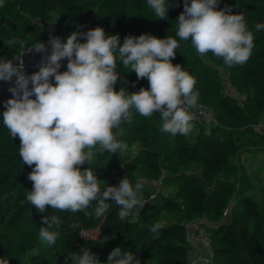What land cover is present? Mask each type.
I'll list each match as a JSON object with an SVG mask.
<instances>
[{"label": "trees", "instance_id": "trees-1", "mask_svg": "<svg viewBox=\"0 0 264 264\" xmlns=\"http://www.w3.org/2000/svg\"><path fill=\"white\" fill-rule=\"evenodd\" d=\"M15 2L17 16L31 20L61 12L58 20L61 39H66L72 32H86L97 26L103 27L106 35H119L121 43L127 35L138 37L151 34L161 39L167 36L177 39L180 46L175 50L172 63L180 64L196 80L198 102L212 110L215 123H201L194 137H189L190 133L187 136H173L161 131L162 121L158 113L144 117L133 109L132 122H124L119 130H113L118 132L117 140L127 144V150L116 154H97L82 167L93 170L101 190L107 185H118L124 176L134 185V173H141L145 181L141 182L142 198L147 203L142 209L137 206L133 214L121 222L117 216L118 207L114 204L100 219L86 216L83 211L61 212L48 206L45 213H40L33 207L26 200V193L32 190V182L27 177L34 165H23L19 155V138L13 139L4 126L2 113L5 108L4 104H0V231L15 229L30 215L37 220L35 231L23 236L11 234L0 241V258L7 259L9 264H37L43 253L61 247L72 248L75 244L85 242L88 244L86 248L98 256L101 264H107L108 255L116 247L136 253L141 264H188L186 223L205 219L207 224L201 227L207 230L212 240V264H264V216L258 202L250 196L238 198L232 211L225 215L232 188L220 178L233 158L254 154L248 151L247 142L243 140L252 131L243 104L250 103L259 114H264V30L255 31L257 23H264V0H237V5L229 4L233 13L244 15L246 27L254 35V46L245 64L228 66L221 58L226 78L242 97L241 104L225 97L223 93L213 100L212 92L205 87L199 74V65H187L185 53L187 47L193 45L190 40H180L176 36L175 25L183 11V0H168L171 6L164 18L168 21L165 26L147 13V0ZM177 2L179 7L175 6ZM225 2L219 0V7L223 8ZM94 8L96 13L90 18V10ZM41 32L38 28L35 37L26 39L19 33L0 28V59H13L29 50L34 43L42 42ZM11 39L23 40L25 47L21 48L17 44L10 49L4 42ZM116 70L120 79L115 88L119 91L121 87H127L125 80L128 68L118 60ZM148 86L146 78L135 81L137 91ZM171 142L173 145L168 150L167 146ZM258 148L263 152L264 142ZM175 155L181 161L182 158L188 160L182 161L188 176L176 185H169L158 161L163 159L173 162ZM134 167L135 172L132 171ZM154 181H160V186L153 185ZM95 203L93 201L86 211L92 212ZM180 210L185 222H164L159 235L151 232L150 229L156 224L152 222L153 219L163 213L177 215ZM52 214L57 215L62 224L59 229L55 226L49 229L58 231L56 243L49 246L39 239V230L44 226L41 223L42 216ZM83 232H96L98 238L86 239L81 235Z\"/></svg>", "mask_w": 264, "mask_h": 264}, {"label": "clouds", "instance_id": "clouds-1", "mask_svg": "<svg viewBox=\"0 0 264 264\" xmlns=\"http://www.w3.org/2000/svg\"><path fill=\"white\" fill-rule=\"evenodd\" d=\"M147 4L160 19L167 16L171 6L168 0H147ZM176 22V36L190 40L201 57L211 52L232 66L245 64L251 55L253 32L246 27L244 15L233 13L231 5L220 8L219 0H183V11ZM262 30L264 23H257L255 31ZM4 43L10 49L17 44L25 47L18 39ZM179 46L171 36L161 39L151 34L127 35L121 43L119 35H106L104 28L97 26L72 32L66 39L50 33L47 43H34L25 53L41 58L36 64L38 71L30 75L25 68V53L0 60V81L10 84L8 91L12 94L4 102L3 124L13 139L19 138L23 165H34L27 177L32 190L26 193L33 207L40 213H45L48 206L61 212L83 211L100 219L114 204L121 222L137 206L144 207L147 201L142 198L141 182L133 187L124 176L118 185L101 190L93 170L82 166L97 154L127 150V144L118 141V132L113 130L132 122L133 109L144 117L158 113L161 131L173 136H187L193 130L192 122L203 113L197 111L196 80L180 64L172 63ZM62 60L67 61L65 71L60 70ZM118 60L125 68L130 66L137 80L146 78L148 88L129 92L121 87L117 91ZM93 201V211H86ZM41 223L44 226L40 227L39 239L49 246L55 244L58 231L49 229H59L62 220L55 214L44 215ZM163 227L158 222L150 230L159 235ZM66 259L73 264H101L98 256L85 247L69 253ZM0 264L9 261L0 258ZM107 264L141 262L136 253L116 247L108 255Z\"/></svg>", "mask_w": 264, "mask_h": 264}, {"label": "rangeland", "instance_id": "rangeland-1", "mask_svg": "<svg viewBox=\"0 0 264 264\" xmlns=\"http://www.w3.org/2000/svg\"><path fill=\"white\" fill-rule=\"evenodd\" d=\"M237 0H226L225 4H235L237 5ZM3 7H0V28H6L7 30L14 31L21 34L26 39L36 36V30L39 28L42 30L41 37L42 42H46L49 39L50 33L54 36H59L58 34V20L61 12H54L49 14L43 19L31 20L28 18L18 17L16 10L17 4L15 0H3ZM145 10L150 14L154 20L162 25H166L168 21L160 19L155 15L154 10L150 6L146 5ZM96 13L95 8L90 10V18H93ZM176 25V24H175ZM185 58L187 65L190 66L193 63L199 65V74L202 76L205 87L209 89L213 94V100L217 96L222 94L223 82L226 79V73L222 67V59L215 57L211 52L207 53L204 57H201L193 46L187 47V52L185 53ZM14 63H16L14 61ZM62 64V63H61ZM66 64H62L61 71L66 70ZM137 81L136 73L131 71L130 66L128 67L126 73L125 84L129 92H136V87H133V82ZM7 88L10 85H6ZM8 91V90H7ZM10 92L0 91V104H4L6 100L11 98ZM212 100V105L214 101ZM211 105V106H212ZM243 109L248 115V122L250 125V131L243 140L247 142L248 151L254 153L244 154L243 156L235 157L231 160L230 165L225 169L224 173L220 176L221 179L227 181L232 188V196L228 203L226 214H229L238 198L250 196L258 202L261 212L264 216V151L260 152L258 148L264 142V114H259L253 105L250 103L243 104ZM194 127L190 132L189 137H194L200 127V122H192ZM248 137H252L248 139ZM173 143L171 142L167 149L170 150ZM258 150V152H257ZM256 153V154H255ZM178 155L174 156L173 162L165 161L160 159L158 161L159 165L163 168V174L166 176V184L176 185L182 182L188 176V171L186 166L182 163L188 162L187 159L182 158L179 160ZM132 171H136V167L132 168ZM134 185L137 182L145 183L141 173H134ZM204 186H206L204 184ZM185 222L183 213L181 210L177 215H171L168 213H163L156 219H153L154 223H164V222ZM37 220L32 215L28 216L21 224H19L15 229H4L0 231V241L6 239L11 234L18 236H23L25 233L35 231ZM192 229L197 226H205L207 221L205 219H196L194 221L188 222ZM83 237L86 239H96L98 235L96 232H83ZM264 244V237H263ZM88 245L87 243L75 244L72 248L61 247L56 250H50L49 252L43 253L41 258L38 260L37 264H73L71 259H66L69 253L78 252L80 248Z\"/></svg>", "mask_w": 264, "mask_h": 264}, {"label": "built area", "instance_id": "built-area-1", "mask_svg": "<svg viewBox=\"0 0 264 264\" xmlns=\"http://www.w3.org/2000/svg\"><path fill=\"white\" fill-rule=\"evenodd\" d=\"M222 93L225 97L236 101L238 104L242 103V97L227 78L223 82ZM198 104L200 108L197 111H202L203 114L198 116L194 121L200 123H215L212 110L207 105L200 102ZM153 185L160 186V181H154ZM186 240L188 245L186 259L188 264H212V240L210 234L204 227L197 226L192 229L190 224L186 225Z\"/></svg>", "mask_w": 264, "mask_h": 264}, {"label": "crops", "instance_id": "crops-1", "mask_svg": "<svg viewBox=\"0 0 264 264\" xmlns=\"http://www.w3.org/2000/svg\"><path fill=\"white\" fill-rule=\"evenodd\" d=\"M44 43H47L44 42ZM28 51V50H27ZM27 51H23L20 53L23 54ZM40 55L39 54H32V53H25L24 56H23V59L25 61V68H26V72L30 75L32 74L33 72H36L38 71V68L36 67V64L37 62L40 60ZM1 60V59H0ZM66 60H62L61 63H65ZM16 62V61H15ZM53 81H54V78H53ZM9 83L7 82H4V81H0V91H4V92H9L7 91L8 88L6 85H8ZM10 85V84H9ZM31 86V85H30Z\"/></svg>", "mask_w": 264, "mask_h": 264}]
</instances>
